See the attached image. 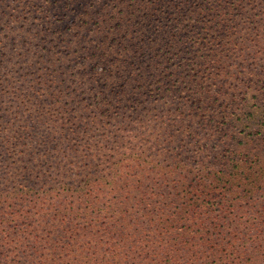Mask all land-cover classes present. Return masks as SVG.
I'll return each mask as SVG.
<instances>
[{
	"label": "trees",
	"instance_id": "1",
	"mask_svg": "<svg viewBox=\"0 0 264 264\" xmlns=\"http://www.w3.org/2000/svg\"><path fill=\"white\" fill-rule=\"evenodd\" d=\"M243 88L264 95V0H0V264H264L232 209L264 190L263 129L227 141L223 186L212 160Z\"/></svg>",
	"mask_w": 264,
	"mask_h": 264
},
{
	"label": "rangeland",
	"instance_id": "2",
	"mask_svg": "<svg viewBox=\"0 0 264 264\" xmlns=\"http://www.w3.org/2000/svg\"><path fill=\"white\" fill-rule=\"evenodd\" d=\"M231 45H228L227 48H230ZM228 50V49H227ZM223 83V82H220ZM220 83H217L216 85L214 84V91L216 90H227V83H223L225 88H221L220 87ZM246 89H238V93L236 94L235 97H237L236 103H231L232 104V108L230 109L233 110L235 113H237L235 116L230 117L233 119V131H235V133L237 134L238 138H236L235 140H233V138L231 137V133L229 132L227 134V130L225 131H221L218 132L216 135L219 138V148L221 149H226V158H223L222 155L220 156V160L216 157H214L212 160L215 163H218L221 166H225L224 169H226L225 171V175H224V181L220 183V186L225 185V183H227V176H228V170L231 167V165L227 166V141L229 142H234L235 148L237 149V152H235L233 150V153H236L235 155V159L238 158V153L244 149L245 146H247L249 143V139L251 137H253V135L255 133H257L261 128L263 129L262 132H264V95H260L259 92L257 90H254L251 88L248 89V93H246L245 91ZM256 96V97H253ZM219 97H223L221 94H219ZM228 100V98H227ZM220 109L217 110L216 112L219 113ZM229 112V111H228ZM217 121L219 123H222V127L224 128L225 122L227 120L222 118L220 115L216 116ZM227 127V126H226ZM247 135V136H246ZM261 135H264V133H262ZM256 137H260L259 135H255ZM155 137V134L153 136V138ZM221 138V139H220ZM214 143V142H213ZM247 144V145H246ZM180 149L182 147H179ZM202 151L199 152H195V158L193 161V170L196 168L195 173L197 174L196 178L194 179V184H198L202 179L201 177L203 175H207V177H210V180H214L216 179V171L217 169L214 167L213 169H210L212 166L211 163L209 162L211 159H207L205 157V155H203L201 153ZM192 154V152L190 153V155ZM234 156V155H233ZM225 161V162H224ZM244 162V160H243ZM207 166V167H204ZM232 175V174H231ZM234 176V175H233ZM192 178H194L192 176ZM232 180L234 178H231ZM41 184V183H39ZM42 185V184H41ZM227 185V184H226ZM231 186V184H229ZM229 185H227L226 188H218V190L216 191V189L214 190L217 194H221L224 195L226 194L227 197V192H228V187ZM43 186V185H42ZM233 192L230 193V197L235 196L236 194H238L240 192V190L238 189L237 185H233L232 186ZM42 195L44 196H51L52 197V191L51 192H43ZM75 196L76 195H71L73 202H69L71 204L74 205H81L80 207L74 206L78 209L81 208H85L87 206L86 203L82 202V197L78 198L75 200ZM219 197H216L213 199V201H211V209L210 211H212L211 213H209V216H221L223 214V209L219 206L218 204V200H216ZM66 199L65 197H61L60 200H64ZM264 201V190H261L258 194H256L255 196V202H253V199L251 201H246V199L243 200V202H239V204H237L236 207H232V209L235 210L236 214L238 215V221L241 222L243 225V230L245 232H247L250 229H254L255 227H260V225H258L259 223L262 224L264 226V222H261L260 219V212L257 209H261L262 208V202ZM225 203V202H224ZM53 213L55 212L53 210H48L46 209L44 211V219H38L39 221H41L40 224H44L46 223V218L47 217H52ZM30 220V219H29ZM46 226V224H45ZM44 226V228H45ZM227 233V243L229 242L228 239V235L230 233L229 230H226ZM226 237V235H224ZM261 239L264 240V237L260 234Z\"/></svg>",
	"mask_w": 264,
	"mask_h": 264
}]
</instances>
